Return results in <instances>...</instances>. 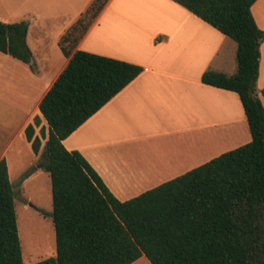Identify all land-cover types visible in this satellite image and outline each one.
<instances>
[{
  "label": "trees",
  "instance_id": "obj_1",
  "mask_svg": "<svg viewBox=\"0 0 264 264\" xmlns=\"http://www.w3.org/2000/svg\"><path fill=\"white\" fill-rule=\"evenodd\" d=\"M108 1L95 0L62 38L68 63L39 103L40 115L24 130L51 181L56 255L36 264H133L141 257L151 264H264V103L256 88L264 31L251 12L258 0H171L236 44V74L209 70L201 81L238 95L252 140L125 202L80 153L63 146L143 71L124 61L72 53ZM27 32L24 22H0V53L33 70ZM14 197L2 159L0 264H24Z\"/></svg>",
  "mask_w": 264,
  "mask_h": 264
},
{
  "label": "crops",
  "instance_id": "obj_2",
  "mask_svg": "<svg viewBox=\"0 0 264 264\" xmlns=\"http://www.w3.org/2000/svg\"><path fill=\"white\" fill-rule=\"evenodd\" d=\"M94 1L50 0V39L41 34L30 37L28 25L26 44L36 71L22 80L23 97L33 96V110L21 133L40 115L39 103L68 63L62 38ZM251 12L264 31V0H258ZM60 13L67 14L66 20L52 27ZM73 47L72 53L84 51L143 69L63 141L66 150L84 157L119 201L138 197L251 142L238 95L201 81L209 70L236 74V44L173 1L109 0ZM42 79L47 85L40 90ZM256 88L264 103V42ZM13 140L0 161H6ZM34 160V173L44 172L43 161L36 155ZM133 264L151 263L141 257Z\"/></svg>",
  "mask_w": 264,
  "mask_h": 264
},
{
  "label": "rangeland",
  "instance_id": "obj_3",
  "mask_svg": "<svg viewBox=\"0 0 264 264\" xmlns=\"http://www.w3.org/2000/svg\"><path fill=\"white\" fill-rule=\"evenodd\" d=\"M22 1L0 0V22H24L30 25V37L41 34L50 39V0H32L26 6L21 4ZM66 18L67 14L60 13L58 23H53L52 27L60 25ZM85 20L88 23L89 17ZM15 62L0 53V157L16 136L5 157L15 193L23 263L36 264L56 255L55 231L50 217L53 210L51 183L46 172L28 173L35 160L20 127L33 110V96L23 97L22 80L36 69ZM42 80L40 90L47 85V81ZM42 125L45 124L42 122ZM39 130L36 129V135L40 134ZM44 143L45 140L42 146ZM40 163L38 161V165ZM26 174L28 177L24 179Z\"/></svg>",
  "mask_w": 264,
  "mask_h": 264
}]
</instances>
